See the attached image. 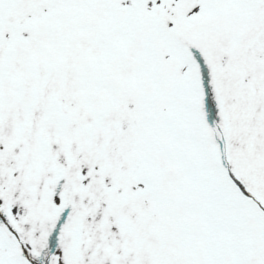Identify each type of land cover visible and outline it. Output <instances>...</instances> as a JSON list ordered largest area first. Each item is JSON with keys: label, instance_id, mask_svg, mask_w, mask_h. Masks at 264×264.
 Returning <instances> with one entry per match:
<instances>
[{"label": "snow or ice", "instance_id": "obj_1", "mask_svg": "<svg viewBox=\"0 0 264 264\" xmlns=\"http://www.w3.org/2000/svg\"><path fill=\"white\" fill-rule=\"evenodd\" d=\"M0 264H264V0H0Z\"/></svg>", "mask_w": 264, "mask_h": 264}]
</instances>
